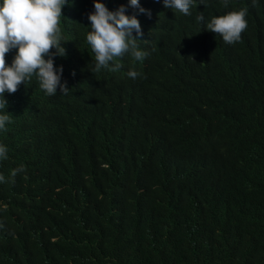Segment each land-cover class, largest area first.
Returning a JSON list of instances; mask_svg holds the SVG:
<instances>
[{
    "label": "trees",
    "instance_id": "trees-1",
    "mask_svg": "<svg viewBox=\"0 0 264 264\" xmlns=\"http://www.w3.org/2000/svg\"><path fill=\"white\" fill-rule=\"evenodd\" d=\"M207 1L220 11L243 0H227V7L224 0ZM87 4L88 0H69L62 9L66 54L53 60L54 67L63 69L67 95L42 96L33 76L35 87L25 82L9 96L12 125L2 138L11 148L16 132L30 156L41 154L36 140L47 134L53 150L61 153L58 158L84 155L80 136L70 129L71 117L78 107L98 109L111 96L108 116L134 123L118 126V133L103 140L96 164L111 168L113 177L100 178L101 190L114 194L122 210L117 213L95 184L87 183L81 192L75 186L69 208L62 203L50 209L44 191H39L33 201L41 229L0 247V264H264V4L248 13L247 33L253 39L244 41L246 64L229 61L217 45L206 54L202 34L183 33L192 22H182L181 29L174 26L185 15L166 11L169 20L152 21L159 8L147 3L150 15L141 16L142 25L144 30L160 27L153 32L161 41L159 49L135 79L102 69L109 90H101L100 79L91 83L89 56L79 44L86 31L82 10ZM15 53L13 49L6 54L9 66ZM93 60L96 63L95 55ZM112 63L116 64L110 62V68ZM115 145L111 163L106 153ZM166 145L175 157L187 154L167 163L175 168L163 169L161 187L142 204L126 180L129 173L143 178L148 160ZM61 167H46L43 186L55 182ZM170 172L176 183L169 180ZM36 182L29 175L19 176L0 185V194L33 188ZM85 197L88 211L79 203ZM9 206L15 208L10 202ZM12 224L21 227L17 219ZM187 224L189 231L184 230ZM55 235L61 239L45 242ZM168 244L178 247L173 253L179 257L171 261L165 251Z\"/></svg>",
    "mask_w": 264,
    "mask_h": 264
},
{
    "label": "clouds",
    "instance_id": "clouds-1",
    "mask_svg": "<svg viewBox=\"0 0 264 264\" xmlns=\"http://www.w3.org/2000/svg\"><path fill=\"white\" fill-rule=\"evenodd\" d=\"M68 2L69 0H0V185L11 184L19 176L29 175L37 180L33 188H13L7 194H0L1 248H7L8 243L18 235H30L41 229L43 224L33 201L39 191H44L50 209L59 208L62 203H66V208H69L70 195L74 194L75 186L81 192L80 188L87 183L95 184L100 193L105 195V200L111 199L117 213L120 214L122 210V203L116 200L114 194L108 195L101 190V182L104 180L100 178L113 177L111 168L104 163L96 164L97 150L103 140L118 133V126L134 123L131 119L108 116L111 96L98 109L87 105L78 107L71 117L70 129L80 136L82 144L79 147L84 155L69 153V157L58 158L61 153L53 150L47 134L37 137L36 140L37 150L41 154L38 155L36 151L30 156L18 143L16 132L12 137L16 145L11 148L2 138L12 125L7 100L10 95L13 97L18 93L21 84L29 82L28 85L35 87V83L31 81L35 76L42 96L52 98L68 93L66 79L61 81L63 69L54 67L53 60V56L63 57L66 54L62 47L64 35L61 32L60 19L63 16L62 9ZM147 3L158 5L159 9L152 13L154 22L158 17L169 20L166 11L185 15L176 19L178 23L174 26L181 29L182 22H192V27L183 33L202 34V46L207 47L206 54L217 45L224 49L229 61L247 64L248 52L244 41L253 39L247 33L248 13L252 7L263 5L264 0H243L238 6L229 7L227 0H224L227 8L220 11H214L207 0H88L87 6L82 10L86 31L79 44L85 45L82 51L86 50L85 54L89 56V73H86L93 77L92 84H97L96 79L102 81L101 90L110 89L108 82L103 81L104 77L100 73L102 69L132 80L139 75L140 70L147 68L148 62L158 51L161 41L154 38L153 32L160 27L152 25L144 30L141 21L142 15H150ZM161 27L166 28L169 25L163 24ZM13 49L16 53L9 66L6 54ZM53 49L54 53L51 51ZM94 55L96 63L93 60ZM112 61L116 64L112 63L113 67L110 68ZM115 150L116 145L106 153L111 163L116 159ZM186 154L175 157L166 145L152 158L154 162L146 165L143 178L138 173H129L126 183L143 204L151 191L161 187L162 180L166 177L163 169L175 168L166 166L167 163ZM55 163L62 167L56 170L55 182L45 187L43 184L47 180L44 177L46 167ZM171 174L172 172L168 176L169 180L172 178L176 183L175 175ZM81 177L85 178L71 180ZM6 198L20 213L15 208H10ZM79 203L88 211L86 197ZM15 219L19 220L20 228L15 229L13 226ZM189 226L187 229L185 225L184 230H191V224ZM18 230L20 233H17ZM58 238L60 237L57 235L51 236L45 242L51 245ZM176 248L178 247L171 244L166 246L168 260L179 257L173 253Z\"/></svg>",
    "mask_w": 264,
    "mask_h": 264
},
{
    "label": "crops",
    "instance_id": "crops-1",
    "mask_svg": "<svg viewBox=\"0 0 264 264\" xmlns=\"http://www.w3.org/2000/svg\"><path fill=\"white\" fill-rule=\"evenodd\" d=\"M153 162H154V161H153V159L151 158V159L148 160L147 165H148V164H151V163H153Z\"/></svg>",
    "mask_w": 264,
    "mask_h": 264
},
{
    "label": "rangeland",
    "instance_id": "rangeland-1",
    "mask_svg": "<svg viewBox=\"0 0 264 264\" xmlns=\"http://www.w3.org/2000/svg\"><path fill=\"white\" fill-rule=\"evenodd\" d=\"M189 227H190L189 224H187V225H186V228L189 229Z\"/></svg>",
    "mask_w": 264,
    "mask_h": 264
},
{
    "label": "water",
    "instance_id": "water-1",
    "mask_svg": "<svg viewBox=\"0 0 264 264\" xmlns=\"http://www.w3.org/2000/svg\"><path fill=\"white\" fill-rule=\"evenodd\" d=\"M103 81H106V80L103 78Z\"/></svg>",
    "mask_w": 264,
    "mask_h": 264
}]
</instances>
